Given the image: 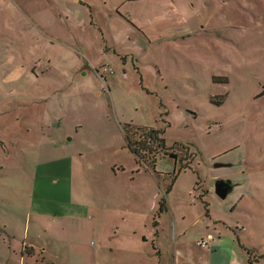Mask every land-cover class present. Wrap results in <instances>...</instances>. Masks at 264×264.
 I'll use <instances>...</instances> for the list:
<instances>
[{"label":"rangeland","instance_id":"rangeland-1","mask_svg":"<svg viewBox=\"0 0 264 264\" xmlns=\"http://www.w3.org/2000/svg\"><path fill=\"white\" fill-rule=\"evenodd\" d=\"M78 1L0 0V264H198L206 238L264 264V2L83 0L95 27ZM125 123L194 172L136 163Z\"/></svg>","mask_w":264,"mask_h":264},{"label":"trees","instance_id":"trees-1","mask_svg":"<svg viewBox=\"0 0 264 264\" xmlns=\"http://www.w3.org/2000/svg\"><path fill=\"white\" fill-rule=\"evenodd\" d=\"M209 1L212 2V0ZM262 93H264V88L261 94ZM222 101L223 100L219 98L217 101H213L211 99V102L217 105L221 104ZM123 131L126 142L125 145L127 149L130 151V153H132L135 156L136 163L138 164L145 163L149 167L154 168L157 163V160L159 159V155L164 154L171 156L176 164L181 163L176 169L177 174L186 169L194 172V170L191 167L192 155L189 153L188 147L182 142H173V144L178 145L182 150L181 151L178 150L174 152L169 151V146L167 145L166 140L163 136L164 134L163 128L140 126V125H134L132 123H125L123 125ZM179 154H181L182 156H180ZM174 180H175V174L171 183L165 188V193L168 194V192L171 190ZM164 202L165 200H162L160 202L161 208L162 206H164L165 204ZM202 203L205 209V216H207L208 213L207 204L205 202Z\"/></svg>","mask_w":264,"mask_h":264},{"label":"crops","instance_id":"crops-1","mask_svg":"<svg viewBox=\"0 0 264 264\" xmlns=\"http://www.w3.org/2000/svg\"><path fill=\"white\" fill-rule=\"evenodd\" d=\"M254 1L255 2H259L258 0H254ZM78 2L81 3L82 5H87V7L89 9V15H90L88 24L91 25V26H95L97 24V22H96V20L93 19L91 7L83 0H79ZM212 2L214 4L215 3L216 4H223V3H225V0H212ZM262 2H264V0H262ZM98 30L101 32L100 28ZM100 36H101L102 42L106 45L107 42L104 40L103 34L100 33ZM58 40H60V39H58ZM60 41H62V40H60ZM72 44H73V47L78 50L77 54H79L84 60H86L85 57H84L85 55L83 53L82 47L79 46V45H76L75 42L72 43ZM104 50L106 52H108V51H110V48L104 47ZM111 53H112V55L114 57L119 59L122 63H124L126 61V59L128 58V55H129V53H120V52H118L116 50V48H113ZM130 58L133 61L134 58H135L134 54L130 53ZM50 60H51V58L48 57L47 58V63L48 64L44 65V66H47L48 69L51 68L52 61H50ZM80 65H82V64H79V66ZM133 69L136 70V72H138V68L135 65H133ZM79 70L80 69H78V71H76L77 74L80 73L81 76L85 75V72H80ZM125 72L126 71H124L123 73H125ZM103 82H105V80H103ZM57 159H51V161L56 163L58 161ZM47 160H49V159H47ZM62 162L66 163V162H69V161L63 160ZM38 165L36 167V170L39 168ZM67 175H68V179H69L68 187H69V190H71L70 189L71 188V177H72V175H71V167H70L69 173L67 171ZM216 180H224V181H226V179H224V178H222V179L221 178L220 179L217 178ZM226 182H228V181H226ZM65 188L66 187L63 188L64 189L63 192L67 196V193H66L67 191H65ZM35 189H36V185H35ZM35 212L38 213V214H43L44 213V212H40V211H35ZM137 239H139V242H140L139 245L144 247V252L148 253L147 246H144V244L148 243V238H137ZM157 239H159V238L151 239L150 243H151L152 248L154 249V253H155L154 255H157L158 260H161L162 259L163 250L161 249V246L158 244ZM206 239L208 240V244H209L207 247H202V246L198 245L199 247H201V249L199 250L200 256L198 258V260H199L198 264H235V261H232L233 260L232 256L234 254V250L236 249L235 245L233 243L230 244V245H228V244L227 245L226 244L222 245V243L219 242L220 238H206ZM173 241L175 243V241H177V238H173ZM196 244H197V241H196ZM238 245H239V243H238ZM100 248H101V246L99 245L98 246V251H99ZM108 250H109L110 253L113 252V247H109ZM36 253H38L40 256L42 255L41 252L34 251L32 253H29V256L33 257V256H35ZM168 253L171 255V257L168 256V258L170 259V264H177V255L179 254V252H176V251L172 250V251H170ZM160 256H161V258H159Z\"/></svg>","mask_w":264,"mask_h":264},{"label":"water","instance_id":"water-1","mask_svg":"<svg viewBox=\"0 0 264 264\" xmlns=\"http://www.w3.org/2000/svg\"><path fill=\"white\" fill-rule=\"evenodd\" d=\"M215 166H223L226 164H214ZM230 189V185L228 182L224 181V180H216L215 181V193L220 197V198H224L226 196V194L228 193Z\"/></svg>","mask_w":264,"mask_h":264},{"label":"built area","instance_id":"built-area-1","mask_svg":"<svg viewBox=\"0 0 264 264\" xmlns=\"http://www.w3.org/2000/svg\"><path fill=\"white\" fill-rule=\"evenodd\" d=\"M199 244L202 245V246H206V245L208 244V240H207V239H205V240H201V241L199 242Z\"/></svg>","mask_w":264,"mask_h":264}]
</instances>
